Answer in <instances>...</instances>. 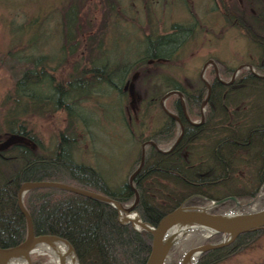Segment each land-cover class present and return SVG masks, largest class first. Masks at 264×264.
<instances>
[{"label":"trees","instance_id":"trees-1","mask_svg":"<svg viewBox=\"0 0 264 264\" xmlns=\"http://www.w3.org/2000/svg\"><path fill=\"white\" fill-rule=\"evenodd\" d=\"M259 2L264 0H258L249 11H221V28L233 29L250 45L252 54L242 61L258 76L241 68L225 84L211 70L203 120L196 124L185 121L176 95L165 99L167 110L182 123V134L167 152L144 146L143 164L132 180L138 194L134 211L140 221L154 226L164 214L193 199L218 201L233 196L246 201L254 198L264 183V4ZM80 12V4L76 7L74 0L64 10V43L71 42L67 35L74 22L79 25ZM199 24L190 14L171 23L168 31L149 30L139 44L129 47V59L123 55L119 63L100 60L109 47L103 49L99 43L65 78L52 74L46 55H36L33 49L24 51L23 68L0 102L5 108L0 144L9 136L20 139L0 146L1 248L15 246L25 238V221L16 205L17 189L23 182L58 181L105 195L123 206L132 202L134 194L127 180L139 163L141 144L152 141L163 149L179 134L176 121L160 108L161 97L178 90L186 115L199 118L206 95L199 73L181 79L164 68L188 39L215 21ZM59 48L63 51L62 43ZM235 64H221L220 76L228 78L239 65ZM91 100L96 110L90 112L84 105ZM46 112H61L64 124L55 138L44 144L26 120ZM105 124L117 129L106 131L107 135ZM96 133L102 138V148L95 141ZM115 136L125 141L116 145ZM107 138L110 141H105ZM112 162L116 163L108 169ZM22 203L31 217L33 234L65 239L78 264H145L149 234L120 223L116 209L107 203L53 187L29 189ZM263 231L241 233L228 245L202 252L198 264L222 261Z\"/></svg>","mask_w":264,"mask_h":264},{"label":"rangeland","instance_id":"rangeland-1","mask_svg":"<svg viewBox=\"0 0 264 264\" xmlns=\"http://www.w3.org/2000/svg\"><path fill=\"white\" fill-rule=\"evenodd\" d=\"M74 2L76 7L79 8L80 4L81 8L79 25L74 22L71 26V34L67 35L71 42L64 43L63 38L67 28H63L66 22L63 15L71 0H0V102L23 68L21 58L26 54L25 50L33 49L36 55H46L48 69L52 74L56 78H65L73 65L78 67L79 64H83L87 52H93L99 43L103 49L109 47L107 51L104 50L106 53L100 57V60L118 62L123 55L127 60L130 57L129 47L134 43L139 44L143 33L149 30L157 33L168 31L171 23L185 20L190 14L199 19V25H203V22H208L209 19L215 21V24L198 31L192 39H188L186 45L178 49L172 61L165 64L166 70L177 74L181 79L193 78L195 72L200 74L201 71V75L198 74L199 79L208 83L207 75L211 70L215 75L213 66L205 64L207 60H211L215 65L217 76L227 82L232 74L226 79L222 78L219 74L220 65L224 64L228 67L235 63V65L246 63L242 60L252 54L250 45L238 32L221 28L223 23L221 11L224 8L227 13H234L235 10L244 8L245 11L253 10V5L258 0H74ZM77 30L82 34L80 35ZM61 43L63 51L59 48ZM101 99L100 96L98 100ZM163 104L165 106L166 102L164 101ZM84 107L90 112L96 110L94 100L86 103ZM110 108L113 110V107ZM4 109L0 104V132L3 130L1 116ZM203 112L204 106L202 114ZM188 119L196 122L200 119V113L199 118L188 117ZM26 121L44 144L52 141L50 139L55 138L64 124L61 112L32 114ZM116 129L115 125L103 126L107 135L109 134L106 131ZM94 137L99 145L102 138L97 133ZM12 140L20 139L6 137L1 141L4 144L0 146L8 145ZM105 141L110 140L107 138ZM113 141L117 145V141H125V138L115 136ZM99 146L102 148L101 145ZM109 146L111 150L112 143ZM104 147L106 150V142ZM114 163L116 162H112L108 169ZM210 201L211 199H193L185 206L209 205L208 212L223 215L255 212L264 208V183L254 198L246 201L236 199L237 205L231 202L229 205L211 207ZM120 218H127V215L121 213ZM202 231L203 229L197 227L189 228L177 244L170 246L163 264H179L183 252L187 249L221 240L220 235H210L205 239L201 235ZM31 255L32 264H54L47 254L32 253ZM197 258L192 264H198L199 255ZM262 263H264V231L256 235L250 244L237 249L216 264Z\"/></svg>","mask_w":264,"mask_h":264},{"label":"water","instance_id":"water-1","mask_svg":"<svg viewBox=\"0 0 264 264\" xmlns=\"http://www.w3.org/2000/svg\"><path fill=\"white\" fill-rule=\"evenodd\" d=\"M205 64L212 65L215 71L216 78L223 83H227V82L222 81L217 76L215 65L212 63L211 60H207ZM241 67L248 68L253 74L258 76V74L253 70V68L247 64L239 65L235 70L237 71ZM235 72L231 75L230 80H232V78L234 77ZM199 75H201V71ZM202 81L206 87V95L203 101L201 102L200 122H202L203 120L202 108L206 103L209 90H210L209 84L204 80ZM170 95H176L178 97L180 107H181V112H182L184 119L187 122L196 124V122H192L191 120L188 119V116L186 115V112H185L183 97L178 90H174V89L170 90L161 97L159 101L160 108L167 116H169L170 118L176 121L178 128H179V134L176 136L174 141L165 149H159L152 141H145L144 143L141 144L139 163L137 167L134 169V171L129 175L128 180H127L128 185L133 190V194H134V198L131 203H129L126 206H123L119 202L105 195H102V194H99V193H96L90 190L82 189V188L69 185L66 183H61L58 181L38 180V181L23 182L19 185L17 189L16 205L25 221V227H26L25 238L22 242H20L19 244L15 246H12L9 248L0 247V264H32L31 254H32L33 248H35L39 243L45 242L49 239H54V240L65 243L68 246L69 250L74 255V252L71 246L65 239L54 236V235H34L33 234V226H32L31 217L23 206L22 198H23V195L29 189L39 188V187L58 188V189L69 191V192L79 194V195H82L88 198L99 200L101 202L111 205L113 208L116 209L118 213V220L120 223H124V224L129 223L135 230L137 231L143 230L149 234L150 236L149 252H148L145 264H163L164 263L167 257V252L170 248V245L163 242L164 233L170 226L176 223L182 222L186 224L187 226H189V228L197 227L203 230H207L209 233L208 236L212 234L221 235V240L217 243L203 244V245H199V246H196V247H193V248H190L184 251L179 264H183L185 257L192 251H195L199 255L204 251L217 249V248H220L230 243L241 233H244L247 231H258V230L264 229V208L258 211H255V212H250V213L223 215V214L210 213L204 207L184 206L183 204H181L175 209L171 210L170 212L164 214L154 226H151L150 224L139 220L138 214L134 211V206L137 202L138 194L136 190L132 187V180L136 172L139 170V168L143 164L144 146L148 144V145L153 146L159 152H167L171 150L177 144L182 134L183 127H182L181 121L176 115H174L169 110H167V108L163 104L165 99ZM226 200H231L235 203V205H237V201L235 197L233 196L225 197L218 201H213L212 204L217 205ZM131 212L136 214L137 216V220H138L137 222L140 225L138 226V228L135 227L132 224V222H130V220L120 218L121 213L126 215Z\"/></svg>","mask_w":264,"mask_h":264},{"label":"bare ground","instance_id":"bare-ground-1","mask_svg":"<svg viewBox=\"0 0 264 264\" xmlns=\"http://www.w3.org/2000/svg\"><path fill=\"white\" fill-rule=\"evenodd\" d=\"M126 215L127 218L124 219L130 220V222H132V224L137 228L140 226L137 222L138 220L136 214L131 212ZM188 229L189 226L182 222L170 226L164 233L163 242L170 246L177 244L180 237H182ZM208 234L207 230H203L201 232V235L204 238L209 237ZM32 253L47 254L50 257V261L54 264H77L75 257L69 250L68 246L63 242L54 239H49L45 242L39 243L35 248H33ZM197 256L198 254L195 251L190 252L185 257L183 264L194 263L195 260L198 259Z\"/></svg>","mask_w":264,"mask_h":264},{"label":"flooded vegetation","instance_id":"flooded-vegetation-1","mask_svg":"<svg viewBox=\"0 0 264 264\" xmlns=\"http://www.w3.org/2000/svg\"><path fill=\"white\" fill-rule=\"evenodd\" d=\"M246 64H247V63H241V64H239V65H246ZM239 65H238V66H239ZM247 65H249V64H247ZM238 66H237V67H238ZM250 66H251V65H250ZM237 67H236V68H237ZM251 67H252V66H251ZM236 68H235V69H236ZM241 68H246V67H241ZM241 68H240V69H241ZM252 68H253V67H252ZM235 69H234V71H233L231 74H233V73L236 71ZM247 69H248V68H247ZM253 70H254V69H253ZM238 71H239V69L235 72V74H236ZM254 71H255V70H254ZM234 76H235V75H234ZM215 77H216V76H215ZM220 79H221V78H220ZM221 80H222V79H221ZM232 80H233V78H232ZM232 80L229 79V80H228L229 82L227 81V83H225V84L230 83ZM222 81H223V80H222ZM224 82H225V81H224ZM183 118H184V117H183ZM179 120H180V119H179ZM185 121H186V120H185ZM192 122H194V121H192ZM196 122H197V121H196ZM181 124H182V123H181ZM261 186H262V185H261Z\"/></svg>","mask_w":264,"mask_h":264}]
</instances>
